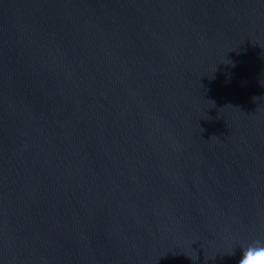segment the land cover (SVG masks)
Wrapping results in <instances>:
<instances>
[{
	"label": "water",
	"instance_id": "water-1",
	"mask_svg": "<svg viewBox=\"0 0 264 264\" xmlns=\"http://www.w3.org/2000/svg\"><path fill=\"white\" fill-rule=\"evenodd\" d=\"M254 238L264 0H0V264H238Z\"/></svg>",
	"mask_w": 264,
	"mask_h": 264
},
{
	"label": "clouds",
	"instance_id": "clouds-1",
	"mask_svg": "<svg viewBox=\"0 0 264 264\" xmlns=\"http://www.w3.org/2000/svg\"><path fill=\"white\" fill-rule=\"evenodd\" d=\"M238 246L241 249L238 264H264V238L250 239ZM233 249L228 253L229 255L234 254Z\"/></svg>",
	"mask_w": 264,
	"mask_h": 264
}]
</instances>
